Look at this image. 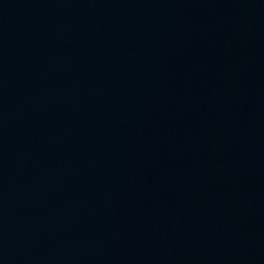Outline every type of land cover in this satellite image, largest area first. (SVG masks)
I'll return each mask as SVG.
<instances>
[{"label": "water", "instance_id": "obj_1", "mask_svg": "<svg viewBox=\"0 0 264 264\" xmlns=\"http://www.w3.org/2000/svg\"><path fill=\"white\" fill-rule=\"evenodd\" d=\"M0 264H264V0H0Z\"/></svg>", "mask_w": 264, "mask_h": 264}]
</instances>
